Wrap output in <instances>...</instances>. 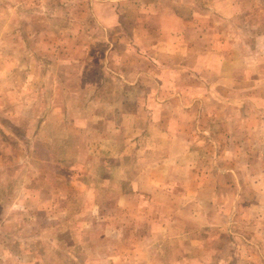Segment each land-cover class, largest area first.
Returning <instances> with one entry per match:
<instances>
[{
    "label": "rangeland",
    "instance_id": "1",
    "mask_svg": "<svg viewBox=\"0 0 264 264\" xmlns=\"http://www.w3.org/2000/svg\"><path fill=\"white\" fill-rule=\"evenodd\" d=\"M261 12L0 0V264H264ZM99 94L147 100V125L101 118Z\"/></svg>",
    "mask_w": 264,
    "mask_h": 264
},
{
    "label": "crops",
    "instance_id": "2",
    "mask_svg": "<svg viewBox=\"0 0 264 264\" xmlns=\"http://www.w3.org/2000/svg\"><path fill=\"white\" fill-rule=\"evenodd\" d=\"M208 10L209 11H213V10H219V9H224L226 13H231L234 10L235 11H240L239 7L234 6L233 4L231 5H223L220 7H217L215 9V7L213 6H208ZM253 18H258L257 20H253V19H248L245 23V27L243 28L245 35H247L246 33H249V36H245L244 38L247 39L246 41H243V43H247L248 42V37H251L252 40H257L260 43L264 44V14L261 12L260 15L254 16ZM244 60L247 59V57L245 58V55L243 56ZM216 66L209 64L208 69L211 70L212 72H214L216 69L214 68ZM220 74V72H219ZM261 74V73H260ZM262 75V74H261ZM133 87V90H138L141 91L145 94V92H147V88H143L140 85H136V83H130ZM155 88V87H154ZM90 91V88L85 89V92ZM98 93L100 92V90H97ZM111 99V98H109ZM145 101L140 100L138 97H133V96H129V95H120L117 99H113V100H109L107 101V99H105L104 97H102L100 94L97 95V98L95 100V105L97 108H104L106 111L100 112L101 118L103 115H106L107 113L109 114H113L116 117H123L121 120L122 122L124 121L125 123H129L131 122L133 125L132 127H134L135 131H139L140 129H142L143 127H145L149 121V118L147 116L146 111H144L145 109ZM83 102V104L86 103V101H81ZM132 107L135 110L134 111H128L127 108L128 107ZM151 108V107H149ZM112 116V115H111ZM114 120V119H113ZM112 122L110 121L108 126L113 128L112 126ZM114 131V129H113ZM113 135L115 136H111V135H107L108 137H112L113 140L116 142H119V138H120V133L116 134L113 133ZM146 134L143 135V133H135L133 135V139H142L145 138L146 139ZM111 138V140H112ZM137 154H139V152H137ZM137 175L132 174L130 175L131 178H129L128 180L133 181V184L135 186H144V187H148V186H152L153 184V176L155 173V169L153 168V166H147L146 164L143 167H138L137 168ZM138 182V183H135Z\"/></svg>",
    "mask_w": 264,
    "mask_h": 264
}]
</instances>
